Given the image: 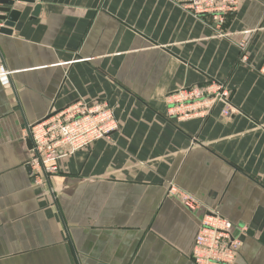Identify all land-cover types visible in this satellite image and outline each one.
Listing matches in <instances>:
<instances>
[{
    "label": "crops",
    "instance_id": "obj_1",
    "mask_svg": "<svg viewBox=\"0 0 264 264\" xmlns=\"http://www.w3.org/2000/svg\"><path fill=\"white\" fill-rule=\"evenodd\" d=\"M5 9L19 16L0 33V264H194L205 211L243 229L235 264H264V0L220 28L172 0ZM210 81L229 87L230 117H168L170 93ZM79 100L105 102L119 130L36 185L25 126Z\"/></svg>",
    "mask_w": 264,
    "mask_h": 264
},
{
    "label": "built area",
    "instance_id": "obj_2",
    "mask_svg": "<svg viewBox=\"0 0 264 264\" xmlns=\"http://www.w3.org/2000/svg\"><path fill=\"white\" fill-rule=\"evenodd\" d=\"M172 1L194 18H206L220 28L226 17L238 12L248 0ZM2 28L4 21L0 20V30ZM238 47L244 51L247 44L240 42ZM9 76L10 72L0 67L2 85H8ZM165 100L168 117L179 122L205 120L215 108H221L222 117L228 118L235 110L229 87L217 81L180 88ZM118 130L114 112L105 102L80 100L63 110H52L44 119L26 125L24 132L31 143L29 165L34 183H48L58 173V160L85 150L99 140H110ZM167 195L176 197L188 210L195 209L192 196L174 185L169 186ZM242 236L243 229L236 228L217 212L205 211L193 240L190 260L194 264H235Z\"/></svg>",
    "mask_w": 264,
    "mask_h": 264
},
{
    "label": "water",
    "instance_id": "obj_3",
    "mask_svg": "<svg viewBox=\"0 0 264 264\" xmlns=\"http://www.w3.org/2000/svg\"><path fill=\"white\" fill-rule=\"evenodd\" d=\"M19 0H0V4L7 7H13L15 5V2ZM2 13L8 14V17L1 16L0 20L4 21V28L0 30V33L10 34L11 29L14 27V24L17 20V17L19 16L18 12L14 10H2ZM28 144L31 148L30 140L28 139ZM30 165H27V172L30 174ZM260 242L264 244V230L260 236Z\"/></svg>",
    "mask_w": 264,
    "mask_h": 264
}]
</instances>
